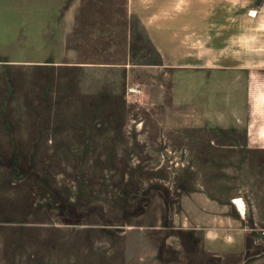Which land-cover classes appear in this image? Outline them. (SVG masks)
I'll list each match as a JSON object with an SVG mask.
<instances>
[{
  "label": "rangeland",
  "instance_id": "obj_1",
  "mask_svg": "<svg viewBox=\"0 0 264 264\" xmlns=\"http://www.w3.org/2000/svg\"><path fill=\"white\" fill-rule=\"evenodd\" d=\"M5 55L0 264H156L191 190L264 205V1L54 0Z\"/></svg>",
  "mask_w": 264,
  "mask_h": 264
},
{
  "label": "crops",
  "instance_id": "obj_2",
  "mask_svg": "<svg viewBox=\"0 0 264 264\" xmlns=\"http://www.w3.org/2000/svg\"><path fill=\"white\" fill-rule=\"evenodd\" d=\"M126 1L132 8L135 2L165 0ZM155 17L152 14L150 18L156 21ZM53 43L54 0H0V51H47L53 49ZM21 62L5 55L0 58V67L6 71L11 64ZM255 193L253 203H249L240 186L230 189L221 201L212 191L191 190L190 201L184 203L187 211L180 207L176 212L173 239L164 238V242L173 243V256L166 257L159 247L156 264H264V235L260 233L264 219L257 212L264 210V205H257Z\"/></svg>",
  "mask_w": 264,
  "mask_h": 264
},
{
  "label": "bare ground",
  "instance_id": "obj_3",
  "mask_svg": "<svg viewBox=\"0 0 264 264\" xmlns=\"http://www.w3.org/2000/svg\"><path fill=\"white\" fill-rule=\"evenodd\" d=\"M234 201H236L238 204H240L241 206L244 204L243 203V201L241 200V199H236V200H234Z\"/></svg>",
  "mask_w": 264,
  "mask_h": 264
},
{
  "label": "built area",
  "instance_id": "obj_4",
  "mask_svg": "<svg viewBox=\"0 0 264 264\" xmlns=\"http://www.w3.org/2000/svg\"><path fill=\"white\" fill-rule=\"evenodd\" d=\"M263 234H264V231H263Z\"/></svg>",
  "mask_w": 264,
  "mask_h": 264
}]
</instances>
